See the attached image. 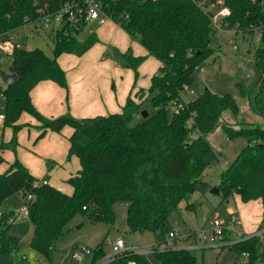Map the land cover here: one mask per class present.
Here are the masks:
<instances>
[{
  "label": "trees",
  "instance_id": "obj_1",
  "mask_svg": "<svg viewBox=\"0 0 264 264\" xmlns=\"http://www.w3.org/2000/svg\"><path fill=\"white\" fill-rule=\"evenodd\" d=\"M65 1L0 0V32L7 33L35 21L39 8L46 3L50 10L56 11ZM104 1L108 16L156 56L161 67L152 77L147 97L136 103L130 94L122 112L78 118L67 111L48 117L32 102V88L42 79H54L68 87L59 55L83 54L97 34L92 32L82 41L78 34L83 28L76 29L63 20L48 28L54 38L52 56L39 46L15 47L9 53L10 71L18 75L9 85L0 82L6 104L3 120L14 128L7 144L15 150L21 126L17 121L24 111L40 121L39 137L48 129L60 132L66 124L70 125L74 132L67 157L77 155L81 169L71 178L74 186L71 194L49 182L43 183L19 158L0 173V255H13L22 245L19 237L9 231L16 212L1 210L2 202L17 192L24 197L34 195L31 200L27 198V215L34 227L31 246L49 262L57 239L78 214L88 213L95 222L114 224L115 206L124 203L130 232H156L182 201H187V209L195 210L197 203L190 198L198 190L207 168L206 156L213 148L209 135L219 127L228 139L241 136L247 141L220 175L221 200L226 201L234 194L245 202L261 199V225L264 224V126L241 119L242 106L233 94L221 95L207 88L189 101H184L181 95L193 83L197 66L214 51L211 40L217 28L208 5L219 0ZM222 1L228 9L221 18L225 29L234 28L243 35L255 33L256 29L261 32L253 53L259 73L258 91L242 90L241 94L251 112L264 122V0ZM124 57L138 78V67L145 56H135L130 48ZM150 105L154 106V112L149 111ZM172 105L178 108L173 111ZM145 109L148 116L142 114ZM261 245L258 236H251L227 247L236 248L240 254L249 251L254 261ZM196 251L168 248L154 253L161 264H197ZM104 257L101 245L94 250L91 264ZM104 264L152 263L145 254L126 250L105 258Z\"/></svg>",
  "mask_w": 264,
  "mask_h": 264
},
{
  "label": "rangeland",
  "instance_id": "obj_2",
  "mask_svg": "<svg viewBox=\"0 0 264 264\" xmlns=\"http://www.w3.org/2000/svg\"><path fill=\"white\" fill-rule=\"evenodd\" d=\"M95 29L96 25L87 23L79 32L78 37L86 38ZM13 31L16 41L24 40L26 48L33 49L39 46L48 55H53L54 38L51 29L36 30L32 23H28ZM260 34L259 29H256L255 33L243 35V32L237 33L234 28H217V32L211 40L214 51L197 66L193 83L181 92L182 99L184 101L195 99L207 88L221 95L230 93L239 99L242 106V120L257 121L264 126L262 119L251 112L247 99L241 94L242 90L253 93L258 91L259 73L253 61V53L259 44ZM1 53L4 56L0 63V70L8 72L12 56L6 53L3 45H0V55H3ZM137 79L133 87H135ZM0 82L6 84L1 74ZM134 101L137 103L136 100ZM5 105L4 96L0 95V112L5 109ZM177 108V105L171 106L173 111ZM148 109L151 112L155 110L153 105L148 106ZM225 119L234 122V119L228 116H225ZM209 140L213 148L206 156L207 168L203 173V181L190 198L191 202L195 201L197 205L199 204L196 210L187 209V201H182L178 209L166 219L165 225H161L156 232L152 230L130 232L126 219L127 206L124 203H117L115 206L117 219L114 224L106 221L95 222L90 219L88 213L78 214L68 223L65 232L54 244L51 262L47 261L41 253L33 250L31 240L34 227L28 215L22 216L18 212L28 202V197H24L21 192L14 193L2 202L1 210L2 212L10 210L16 212L9 231L19 237L22 245L16 257L0 255V264H91L94 250L102 245L105 257L95 263L101 264L108 255L113 253V244L118 237H124L126 241H131L140 247V245H152L164 241L170 234L169 232L175 228L178 229L180 235L190 230L199 231L202 227L208 228L209 219L215 216L222 218L228 224L231 215L229 207L235 205L233 197L230 198L231 202L227 203V201H222L221 195L213 192V189L218 186L224 167L231 163L247 141L241 136L227 139L224 130L220 127L209 135ZM206 217L209 218L208 221L204 220ZM236 226L237 224H235ZM232 234L236 237L235 232ZM202 239L211 243L216 242L210 229L202 236ZM81 246H86L90 251L84 252ZM196 252L197 264H237L240 255L236 248L213 245L204 251L198 249ZM73 253L77 256L80 255L82 259L80 261L73 259ZM262 253L264 257V246ZM145 256L150 263L161 264L156 253L150 252ZM253 264H259V262L256 261Z\"/></svg>",
  "mask_w": 264,
  "mask_h": 264
},
{
  "label": "crops",
  "instance_id": "obj_3",
  "mask_svg": "<svg viewBox=\"0 0 264 264\" xmlns=\"http://www.w3.org/2000/svg\"><path fill=\"white\" fill-rule=\"evenodd\" d=\"M208 8L218 17L221 16V9L225 8V13L228 12L225 6L217 2L211 3ZM90 24L96 25L93 32L97 34L91 47L81 55L63 52L58 57L59 64L65 70L68 87L54 79H42L32 88V102L43 115L55 117L67 111L78 118L107 115L122 112L130 94L137 103L147 97L152 77L160 69L161 61L110 17L103 23ZM85 39L87 37L80 38L82 41ZM19 42H23L26 47L24 40ZM130 48L135 56H145L138 67L139 77L135 87V71L126 66L124 57V53ZM18 120L17 123H21V126L17 133L18 143L13 150L12 145L9 146L7 142L11 140L14 128L5 125L4 120L0 119V173L19 158L35 176L46 178L51 185L71 194L74 186L70 179L81 169V161L77 155H72L69 159L67 157L74 128L66 124L60 132L48 129L39 137L42 130L36 117L24 111ZM232 197L235 205L229 207V211L230 214L232 211L238 212L241 219L238 229L247 233L255 231L263 221L262 200L245 202L238 194ZM226 201L231 202L230 199ZM208 219L206 217L204 220ZM182 240L183 238H179L177 241ZM207 248L209 247L203 249ZM18 252L19 250L12 257H16ZM259 264H264V257Z\"/></svg>",
  "mask_w": 264,
  "mask_h": 264
},
{
  "label": "built area",
  "instance_id": "obj_4",
  "mask_svg": "<svg viewBox=\"0 0 264 264\" xmlns=\"http://www.w3.org/2000/svg\"><path fill=\"white\" fill-rule=\"evenodd\" d=\"M220 5H223V1L219 0L217 2ZM39 13L36 20L31 22L34 25L36 30L40 28L48 29L52 25H59L63 20H67L72 26L76 29H82L87 23L99 22L103 23L106 19L109 18L106 12V3L104 0H67L65 1L56 11L50 10L47 7V3L42 5L39 8ZM221 16L218 17L213 13L214 24L218 29H224V23L221 20L222 16L225 15V8L220 11ZM0 45L4 46V50L8 53H12L15 47H24L23 42L15 40L12 31L7 33L0 32ZM236 47V46H234ZM2 56L0 55V61ZM0 95L2 92L0 91ZM5 114H0V119H4ZM43 183H48L49 181L46 178L42 179ZM28 199L31 200L34 198L33 194L28 195ZM29 205L26 202L22 206L21 211L19 212L22 216H27ZM1 214V212H0ZM229 223L215 216L209 219V227L202 228L199 231L190 230L185 234L180 235L177 228L172 229L168 234L167 238L162 242H156L152 245H137L133 242H128L124 237H118L113 244V253L108 255L106 258L110 259L116 253L124 252L126 250H133L143 254L150 252H156L168 248H185L189 250H198L206 247H227L233 244L236 241L244 240L250 238L251 236H258L259 241L261 242L260 251L252 261V254L249 251H245L239 255L238 264H253L254 262H260L263 260V246H264V224L260 225L253 232H245L238 229L241 225V219L236 211H232L229 217ZM232 224V225H231ZM235 224L237 226L235 227ZM210 229L213 233V239L215 243L208 242L206 239H202V236ZM232 232L236 233V237L233 236ZM183 238L181 242L177 240ZM82 250L84 252H89L90 250L83 246ZM73 259L80 261L82 257L80 255L73 253ZM75 264V263H72ZM101 264H104L101 263Z\"/></svg>",
  "mask_w": 264,
  "mask_h": 264
},
{
  "label": "water",
  "instance_id": "obj_5",
  "mask_svg": "<svg viewBox=\"0 0 264 264\" xmlns=\"http://www.w3.org/2000/svg\"><path fill=\"white\" fill-rule=\"evenodd\" d=\"M17 75L18 74H16L15 72H1L2 79L7 85L11 84L17 78ZM142 114L143 116H148L149 112L145 109L142 111ZM70 182H72V179H70ZM213 192L218 194L220 193L218 186L213 189Z\"/></svg>",
  "mask_w": 264,
  "mask_h": 264
}]
</instances>
